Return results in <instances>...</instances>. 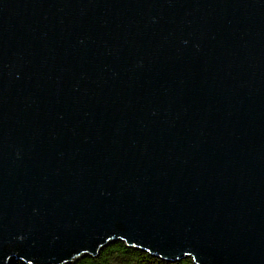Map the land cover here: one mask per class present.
Masks as SVG:
<instances>
[{
  "label": "water",
  "instance_id": "obj_1",
  "mask_svg": "<svg viewBox=\"0 0 264 264\" xmlns=\"http://www.w3.org/2000/svg\"><path fill=\"white\" fill-rule=\"evenodd\" d=\"M117 241L264 264V0H0V264Z\"/></svg>",
  "mask_w": 264,
  "mask_h": 264
},
{
  "label": "trees",
  "instance_id": "obj_2",
  "mask_svg": "<svg viewBox=\"0 0 264 264\" xmlns=\"http://www.w3.org/2000/svg\"><path fill=\"white\" fill-rule=\"evenodd\" d=\"M12 264H25L15 261ZM72 264H196L192 257L172 263L148 252L128 247L124 241H117L104 247L98 256H85Z\"/></svg>",
  "mask_w": 264,
  "mask_h": 264
}]
</instances>
